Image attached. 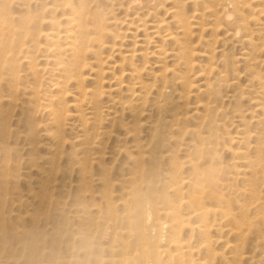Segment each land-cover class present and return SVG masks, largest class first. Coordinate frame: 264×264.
I'll return each mask as SVG.
<instances>
[{
  "label": "rangeland",
  "instance_id": "obj_1",
  "mask_svg": "<svg viewBox=\"0 0 264 264\" xmlns=\"http://www.w3.org/2000/svg\"><path fill=\"white\" fill-rule=\"evenodd\" d=\"M61 1L0 0V39L7 37L10 60L0 68V264H264V14H258L264 0H70L86 14L88 31L81 36L85 50L80 56L85 66L79 82L54 89L59 80L50 51L77 37L65 20L70 10ZM35 20L38 26L32 31ZM178 20L188 21L190 35L178 29ZM96 21L104 40L94 35L100 29ZM69 30L73 38L63 41ZM48 31L59 38H45ZM175 39L183 44L176 45ZM180 47L189 54L187 69L175 51ZM62 56L71 64V54ZM126 56L140 69L144 88L126 75L128 67L121 62ZM96 67L104 73L102 89L118 88L98 100L99 116L119 112L112 104L119 98L134 107L140 94L144 102L135 118L122 117L124 124L140 121L136 142L124 136L118 123L101 119L96 133L109 132V137H99L90 153L82 155L74 144L80 129L75 115L85 116L88 105L80 100L78 84L94 87L90 78ZM56 113L68 126L60 138L74 145H55L51 120ZM99 151L103 154L97 165L91 158ZM246 165L249 175L242 177ZM198 198L208 212L205 220L190 203ZM82 207L90 213V231ZM137 214L147 222L143 241L136 237ZM154 219L169 228L151 232ZM81 237L89 239L87 250L81 248Z\"/></svg>",
  "mask_w": 264,
  "mask_h": 264
},
{
  "label": "bare ground",
  "instance_id": "obj_2",
  "mask_svg": "<svg viewBox=\"0 0 264 264\" xmlns=\"http://www.w3.org/2000/svg\"><path fill=\"white\" fill-rule=\"evenodd\" d=\"M27 1V0H26ZM44 1V0H43ZM63 2H64V5H62V6H68V9L70 10V14H68V15H66V18H65V20H66V22H67V24L68 25H70L71 27L73 26V30H75L76 32H77V37H75V38H73L72 37V35H71V33H70V31L71 30H69V31H66L65 32V34L62 36V38H63V41L64 40H69V38H73L74 40L72 41V43H70V45L69 46H67V47H65V48H63V49H61V47L60 46H58L57 44H54L53 45V42H52V45H53V48L51 49V53H52V63L54 64V66L56 67V69H57V75H58V80L59 81H57L56 83H55V85H53L54 86V89H61L62 88V86L63 85H65V84H67V83H70V82H72V83H77V82H79L80 81V79L83 77V75H82V71H83V67L85 66V64L82 62V61H80V56L83 54V51L85 50V48L83 47L82 48V43H83V41L81 40V36L82 35H86L87 34V31H88V29H87V25H86V21H85V11L84 10H82V9H76V8H74L73 7V5H72V3H71V1L70 0H62ZM61 1V2H62ZM78 1V0H77ZM81 1V0H80ZM91 1V0H90ZM145 1V0H144ZM153 1H155V0H153ZM208 1V0H207ZM211 1V0H210ZM215 1V0H214ZM125 2V1H124ZM132 2V1H131ZM142 2H143V0H142ZM178 2V1H177ZM204 2V1H203ZM232 2V1H231ZM234 2H235V0H234ZM1 3V2H0ZM132 3H134V2H132ZM131 3V4H132ZM141 3V2H140ZM191 3V2H190ZM222 3V2H221ZM244 3V2H243ZM257 3V2H256ZM255 3V4H256ZM264 3V2H263ZM88 4V3H87ZM125 4V3H124ZM137 4H139V3H137ZM136 4V5H137ZM153 4V3H152ZM198 4V3H197ZM201 4H202V1H201ZM208 4V3H207ZM84 5H85V3H84ZM121 5V4H120ZM134 5V4H133ZM132 5V6H133ZM211 5V4H210ZM220 5V4H219ZM251 5L252 4H249V7L251 8ZM263 5V4H262ZM50 6V5H49ZM123 6V5H122ZM194 6V5H193ZM205 6V5H204ZM228 6V5H227ZM242 6V5H241ZM240 6V7H241ZM258 6H260V5H258ZM94 7V6H93ZM92 7V8H93ZM130 7V6H129ZM221 7V6H220ZM223 7V6H222ZM238 7H239V4H238ZM252 7H253V5H252ZM42 8V7H41ZM91 8V9H92ZM198 8V7H197ZM237 8V7H236ZM262 8V7H261ZM263 8H264V5H263ZM262 8V9H263ZM67 9V10H68ZM127 9V8H126ZM146 9V8H145ZM178 9V8H177ZM200 9V8H199ZM52 9H50V11H51ZM61 10H63V9H61ZM65 10V9H64ZM128 10V9H127ZM170 10V9H169ZM207 10V9H206ZM260 9H258V11H259ZM9 11V10H8ZM49 11V10H48ZM54 11V10H53ZM87 11V10H86ZM175 11H176V9H175ZM175 11H173V12H175ZM177 11H179V10H177ZM201 11V10H200ZM238 11V10H237ZM245 11H246V9H245ZM47 12V11H46ZM62 12V11H61ZM147 12V11H146ZM153 12V11H152ZM1 13V12H0ZM56 13H58V12H56ZM55 13V15H57ZM179 13V12H178ZM217 13V12H216ZM258 13V12H257ZM37 14V13H36ZM35 14V15H36ZM44 14V13H43ZM50 14H53L52 12H50ZM60 14V13H59ZM88 14H89V12H88ZM90 14H91V10H90ZM89 14V15H90ZM93 14V13H92ZM91 14V16H92V18H94L93 16L94 15H92ZM147 14V13H146ZM170 14L172 15L173 13H171L170 12ZM175 14V13H174ZM183 14H185L184 12H183ZM182 14V15H183ZM196 14H198V13H196ZM195 14V15H196ZM200 14L201 13H199L198 14V17L200 16ZM227 14V13H226ZM240 14H243L244 16H246L247 17V14H244V13H240ZM249 14V13H248ZM258 14H264V10H260L259 11V13ZM34 15V14H33ZM62 15H64L63 13H62ZM151 15V14H150ZM193 15V14H192ZM208 15H210V14H208ZM228 15V14H227ZM255 15H256V13H255ZM10 16V15H9ZM38 16V15H37ZM37 16H35V17H37ZM44 16V15H43ZM58 16V15H57ZM90 16V17H91ZM173 16V15H172ZM171 16V17H172ZM175 16H177V15H175ZM174 16V17H175ZM179 16V15H178ZM184 16V15H183ZM182 16V17H183ZM211 16H214V12L212 13V15ZM225 16V15H224ZM230 16V15H229ZM242 16V15H241ZM243 16V17H244ZM2 17H3V15H2ZM1 17V18H2ZM12 17V16H11ZM48 17H49V15H48ZM191 17V16H190ZM218 17V16H217ZM250 17V16H249ZM9 18V17H8ZM18 18V17H17ZM20 18V17H19ZM27 18V17H26ZM143 18V17H142ZM173 18V17H172ZM185 18H188V17H185ZM185 18H183V19H185ZM210 18V17H209ZM208 18V19H209ZM212 19H213V17H211ZM215 18H216V16H215ZM240 18V17H239ZM260 18H262V17H260ZM10 19V18H9ZM25 19V18H24ZM45 19V18H44ZM174 19V18H173ZM172 19V20H173ZM207 19V18H206ZM243 19V18H242ZM13 20H16V18L15 19H13ZM37 20H38V18H37ZM37 20H35L36 21V23L34 24V26L33 27H35L32 31H34L37 27H36V24H37V26H38V22H37ZM50 19H48L47 20V18L45 19V21L44 22H46V21H48V22H50L49 21ZM7 22H8V20H6ZM5 21V22H6ZM23 21V20H22ZM25 21V20H24ZM39 21V20H38ZM43 21V20H42ZM56 21V20H55ZM135 21H136V19H135ZM244 21V20H243ZM258 21V20H257ZM13 22H15V21H13ZM33 22V21H32ZM40 22V21H39ZM51 22L53 23L54 22V20H51ZM96 22H98V21H96ZM147 22V21H146ZM161 22V21H160ZM173 22V21H172ZM177 23H176V25H177V27H178V29H180L182 32H183V34H184V36L185 35H190V33H189V24L186 22V21H184V20H178V21H176ZM228 22V21H227ZM28 23H29V21H26V25H28ZM34 23V22H33ZM56 23V22H55ZM88 23V22H87ZM95 23V22H94ZM148 23V22H147ZM164 23V22H163ZM239 23V22H238ZM237 23V24H238ZM241 23H242V21H241ZM9 24V23H8ZM12 24V23H11ZM32 24V23H31ZM40 24V23H39ZM44 24V23H43ZM50 24V23H49ZM98 24H99V22H98ZM135 24H136V22H135ZM154 24V23H153ZM157 24V23H156ZM16 25V24H15ZM20 26H21V24H19ZM25 25V26H26ZM64 25V24H63ZM63 25H62V27H63ZM95 27L97 26V24H93ZM103 25V24H102ZM131 25V24H130ZM142 25V24H141ZM175 25V24H174ZM244 25V24H243ZM40 26V25H39ZM94 26H92V27H94ZM213 26L215 27V28H217L218 27V25H215V23L213 24ZM245 26H246V24H245ZM244 26V27H245ZM48 27V26H47ZM67 27V26H66ZM94 27V28H95ZM98 27H100V29L98 28L97 30H96V34H94V35H96V36H99V37H101L102 36V28H101V25L99 24V26ZM164 27V26H163ZM209 27H211V26H209ZM224 27V26H223ZM229 27V26H228ZM235 27V26H234ZM234 27H233V29H234ZM257 27H258V25H257ZM262 27V26H261ZM14 28V27H13ZM26 28V27H25ZM30 28V27H29ZM28 28V29H29ZM64 28V27H63ZM137 28H138V26H137ZM141 28V27H140ZM142 28H143V26H142ZM145 28V27H144ZM149 28V27H148ZM207 28V27H206ZM46 29V28H45ZM54 29V28H53ZM72 29V28H71ZM151 29V28H150ZM164 29V28H163ZM162 29V30H163ZM223 29V28H222ZM225 29V28H224ZM230 29V28H229ZM236 29H237V27H236ZM4 30H5V27H4ZM17 30H18V28H17ZM49 30V29H48ZM67 30V29H66ZM107 30V29H106ZM154 30V29H153ZM161 30V31H162ZM214 30V29H213ZM231 30H232V28H231ZM235 30V29H234ZM262 30V29H261ZM2 31V30H1ZM0 31V32H1ZM29 31V30H28ZM30 31H31V28H30ZM49 31H51V30H49ZM48 31V32H49ZM54 32H56V29L55 30H53ZM52 31V32H53ZM145 31V30H144ZM143 31V32H144ZM147 31V30H146ZM151 31V30H150ZM181 31H179V32H181ZM220 31V30H219ZM244 31V30H243ZM245 31H247V30H245ZM257 31H259V30H257ZM93 32H95V31H93ZM167 33H168V31H166ZM178 32V33H179ZM226 32V31H225ZM248 32V31H247ZM261 32V31H260ZM4 33L5 34H7L5 31H4ZM4 33H3V35H4ZM11 33H13V32H10V34ZM31 33V32H30ZM40 33V32H39ZM41 33H42V31H41ZM162 33V32H161ZM164 33V32H163ZM257 33V32H256ZM10 34H9V36H10ZM16 34H17V32H16ZM21 34V33H20ZM38 34V33H37ZM151 34V33H150ZM182 33L181 34H179V35H183ZM229 34V33H228ZM233 34V33H232ZM236 34V33H235ZM249 34V33H248ZM247 34V35H248ZM263 34V31H262V33H261V35ZM159 35H161L160 33H159ZM159 35H158V37H159ZM165 35H167V34H165ZM201 35V34H200ZM223 35V34H222ZM258 35H260V34H258ZM260 35V36H261ZM5 36V35H4ZM8 36V35H7ZM30 36H31V34H30ZM29 36V37H30ZM37 36V35H36ZM71 36V37H70ZM76 36V35H75ZM148 36V35H147ZM156 36H157V34H156ZM174 36V35H173ZM216 36V35H215ZM231 36V35H230ZM12 37H14V36H12ZM21 37H22V35H21ZM34 37V36H33ZM44 37L45 38H49V40L50 39H55V38H59V33H50L49 32V34H45L44 35ZM87 36H85L84 38H86ZM149 37V36H148ZM165 37H168V39H172L173 40V37L171 36V34H170V36H165ZM218 37V36H217ZM242 37V36H241ZM250 37V36H249ZM5 37H3V39H4ZM8 38H10V37H8ZM15 39H17L16 37H14ZM98 38V37H97ZM96 38V39H97ZM122 38V37H121ZM151 38V37H150ZM162 38H164V37H162ZM188 38V37H187ZM211 38V37H210ZM213 38V37H212ZM229 38V37H228ZM245 38H247V37H245ZM260 38V37H259ZM259 38H257L258 40H260ZM26 39H27V36H26ZM31 39V38H30ZM104 39H105V36H104ZM103 39V36H102V40H104ZM242 39V38H241ZM248 39V38H247ZM33 40V39H32ZM37 40V39H36ZM151 40V39H150ZM216 40V39H215ZM228 40H230V39H228ZM250 40V39H249ZM257 40V41H258ZM19 41V40H18ZM17 41V42H18ZM26 41H28V40H26ZM60 41V40H59ZM70 41V40H69ZM211 41V40H210ZM223 41V40H222ZM250 41H252V40H250ZM19 42H21V40L19 41ZM29 42V41H28ZM227 42V41H226ZM243 42V41H242ZM49 43V42H48ZM116 43V42H115ZM175 43H176V45H178V46H180L181 44H183V41H180V40H176L175 39ZM249 43V42H248ZM15 45H16V43H14ZM69 44V43H68ZM67 44V45H68ZM245 44V43H244ZM250 44V43H249ZM37 45V44H36ZM66 45V44H65ZM114 45V44H113ZM142 45V44H141ZM49 46H51V44L49 45ZM118 46V45H117ZM160 46V45H159ZM245 46V45H244ZM258 46V45H257ZM36 47V46H35ZM157 47H158V45H157ZM156 47V48H157ZM212 47V46H211ZM248 47V46H247ZM260 47V46H259ZM7 48H8V42H7V37H6V39H4V40H1L0 39V68L2 69V67L5 65V64H9L10 63V60H9V57L6 55V50H7ZM15 48V47H14ZM20 48V47H19ZM50 48V47H49ZM159 48V47H158ZM109 49V48H108ZM246 49V48H245ZM244 49V50H245ZM12 51V50H11ZM46 51V50H45ZM114 51V50H113ZM161 51V50H160ZM175 51H177V55H179L180 56V59H179V61H180V64L185 68V69H187L188 68V66H189V64H190V58H189V54H188V52L185 50V48H178V50L176 49ZM128 52V51H127ZM171 52V51H170ZM172 52H174V51H172ZM246 52V51H245ZM244 52V53H245ZM46 53V52H45ZM66 53H68V54H71V56H72V58H73V60H71L72 62H71V64L70 63H64L63 62V60L61 59V56L63 55H65ZM117 53H118V51H117ZM130 53V52H129ZM144 53V52H143ZM154 53V52H153ZM164 53H166L165 51H164ZM175 53V52H174ZM120 54V53H119ZM127 54V53H126ZM160 54H162V53H160ZM62 56V57H63ZM25 57V56H24ZM23 57V58H24ZM51 57V56H50ZM49 57V58H50ZM19 58V57H18ZM159 58H161V57H159ZM242 58H243V56H242ZM245 58V57H244ZM163 58H161V60H162ZM21 60V59H20ZM161 60H160V62H161ZM17 61V60H16ZM262 61V60H261ZM100 64H103L104 62L103 61H98ZM121 62L122 63H125L124 65H127V67H128V69H126L127 71H128V73L126 74L127 76H129V78L131 79V80H134V81H136V83L138 84L137 86L139 87V88H141V87H143L144 88V83H141L140 82V75H139V73H140V69H138L134 64H133V61L128 57V56H126V57H124V58H122L121 59ZM31 63V62H30ZM259 63V62H258ZM121 64V63H120ZM164 64V63H163ZM117 65V64H116ZM119 65V64H118ZM159 65V64H158ZM177 65H179V64H177ZM6 67V66H5ZM12 67V66H11ZM119 68V67H118ZM140 68V67H139ZM169 68V67H168ZM171 68V67H170ZM16 70V69H15ZM164 70H165V68H164ZM172 70V69H171ZM14 71V70H13ZM160 71V70H159ZM12 72V71H11ZM162 72H163V70H162ZM161 72V73H162ZM142 73V72H141ZM222 72H220V74H221ZM12 74V73H11ZM47 74V73H46ZM104 73H103V70H101L99 67H96V69H94L93 70V75H92V78H90V80H92L93 81V83H94V87H92V88H88V89H84V88H82L79 84H78V90L80 91V94H79V97H80V100H81V102H83V103H85L86 105H88V113H86L85 114V116H80V114H76L75 115V118H76V120L77 121H79L80 122V125H79V127H80V129H78L79 130V134L78 135H76L75 136V140H74V144H77V146H78V151H79V154H82V155H85V154H87V153H90V151L95 147V143L97 142V140H98V138L99 137H102V136H106V137H109V132H100V133H96V131L98 130V129H100L99 127H97L99 124H100V122H101V119H103L104 121H111L110 123H118V126H119V128L123 131V133H124V136L125 137H127V138H133L134 139V141L136 142L137 141V139H136V131L138 130L137 128H138V126H139V122L138 121H132V123H131V125H129V124H124L123 122V120H122V117H123V115L124 114H129L130 116H132L133 118H135L137 115H138V112H137V109L138 108H140L142 105H143V102H144V97L143 96H141L140 94H136L135 95V97L137 98V103L134 105V107H132L131 105H129L128 104V102H122L121 101V98H119V99H117V100H115V101H113V103L112 104H114L113 106H118V108H119V112H118V109H117V111H114L113 113H109L107 116H105V117H101V116H99L98 115V108L96 107L97 106V104H99L98 102H100V101H98L103 95H109L110 93H112V92H117L118 91V88H115V89H109L108 88V90H105L104 88L102 89V87H101V82H102V75H103ZM159 74V73H158ZM219 74V75H220ZM9 75V74H8ZM56 75V76H57ZM123 75V74H122ZM12 76V75H11ZM157 77H159L160 79H162L163 77H162V75H155V76H153V78H157ZM103 78H104V76H103ZM159 79V83H160V81L161 82H163V80H160ZM105 80V79H104ZM180 80V79H179ZM179 80L177 81V82H179ZM179 84H181V83H179ZM93 85V84H92ZM116 87V86H115ZM188 87V86H187ZM114 88V87H113ZM165 89V88H164ZM185 91H186V88H185ZM204 90H202V92H203ZM191 93V91H187L186 92V95L187 94H190ZM119 94V93H118ZM57 96V95H56ZM3 97V96H2ZM78 97V96H77ZM12 98V97H11ZM54 98V97H53ZM116 98V97H115ZM56 99V98H55ZM59 99V98H58ZM111 99V98H110ZM77 100V99H76ZM136 100V99H135ZM57 101V100H56ZM138 103H139V105H138ZM78 104H79V100H78ZM196 104V103H195ZM79 106V105H78ZM99 106V105H98ZM137 106H138V108H137ZM47 108H48V106H47ZM114 108V107H113ZM201 108V107H200ZM54 109V108H53ZM202 109H205V110H208V107L207 106H205L204 108L202 107ZM45 110V109H44ZM52 111V110H51ZM87 111V110H86ZM48 112V111H47ZM261 112V111H260ZM100 113V112H99ZM196 113H198V112H196ZM263 113H264V111H263ZM48 114V113H47ZM68 114V113H67ZM49 115V114H48ZM47 115V116H48ZM70 115V114H69ZM73 115V114H72ZM71 115V116H72ZM197 115V114H196ZM70 116V117H71ZM129 116V117H130ZM111 117V118H110ZM124 117H125V115H124ZM132 117H130V119L132 118ZM183 117H184V115H183ZM132 118V119H133ZM185 118V117H184ZM54 119V120H53ZM51 121H54V122H52V123H55V133H54V135L56 134V136L54 137V142L56 143L55 145H64L66 142H68V141H65V139L64 138H60V132H62L63 131V128H64V126H65V124H63L62 123V121H61V116H60V114H58V113H56L55 114V117L53 118ZM74 119V118H73ZM123 119H125V118H123ZM199 119V118H198ZM121 120H122V122H121ZM48 121H50V120H48ZM51 123V124H52ZM72 124V123H71ZM115 125L116 124H114V125H112L113 127H115ZM1 126V125H0ZM52 126H54V124L53 125H51V127ZM48 127V126H47ZM65 127H68L67 125L65 126ZM73 127V126H72ZM91 127V128H90ZM3 129V128H2ZM1 129V130H2ZM52 129H54V128H52ZM87 129V130H86ZM4 130V129H3ZM102 130V129H101ZM49 131V130H48ZM51 131L52 130H50V133H51ZM103 131V130H102ZM189 131V130H188ZM240 131V130H239ZM191 132V131H190ZM59 134V137L57 136ZM95 134V135H94ZM52 138H53V135H52ZM105 138V137H104ZM111 138V137H110ZM122 138H123V135H122ZM51 141L53 140V139H50ZM73 140V139H72ZM111 140H112V138H111ZM117 140V139H116ZM140 140V139H139ZM107 141V140H106ZM131 141H133L132 139H131ZM144 141V140H143ZM54 142H53V144H54ZM119 142H121V141H119ZM69 143V142H68ZM70 144H72V145H74L73 143H69V145ZM37 145V144H36ZM71 145V146H72ZM133 145V144H132ZM42 146V145H41ZM49 146V145H48ZM145 146V145H144ZM45 147V146H44ZM51 147V146H50ZM64 147H65V145H64ZM58 148V147H57ZM134 148L135 149H137L138 148V145H137V143L135 144V146H134ZM51 149V148H50ZM132 149H133V147H132ZM3 150V149H2ZM48 150V149H47ZM121 150V152H122V148H120L118 151H120ZM124 151V150H123ZM53 152V151H52ZM66 152H68V150L66 151ZM50 153H51V151H50ZM135 153V152H134ZM66 154V153H65ZM102 152L101 151H99L97 154L96 153H93V157L91 158V161L92 162H94L95 164H97V163H100V157L102 156ZM132 154V153H131ZM130 154V155H131ZM240 154V153H239ZM56 155V154H55ZM64 155V154H63ZM67 155H68V153H67ZM130 155H128L127 157H128V159H130L131 158V156ZM133 155V154H132ZM242 155V154H241ZM47 156H48V154H47ZM53 156V155H52ZM66 156V155H65ZM240 156V155H239ZM58 157V156H57ZM137 157V156H136ZM241 157V156H240ZM83 158L85 159V157L83 156ZM236 158H238V156L236 157ZM135 159V158H134ZM134 159H132L134 162H135V160ZM137 159V158H136ZM242 159V158H241ZM247 159V158H246ZM246 159H244L245 161H243V162H246ZM63 160H64V158H63ZM250 160V159H249ZM47 161V160H46ZM45 161V162H46ZM247 161H248V159H247ZM53 162V161H52ZM130 162V161H129ZM143 162V161H142ZM141 162V163H142ZM238 162V161H237ZM49 163V162H48ZM80 162L78 161L77 162V164L79 165L78 166V168L77 169H79V171H80V173L82 174L83 172H82V170H81V163L79 164ZM86 163H87V161H86ZM131 164H132V162H131ZM243 164V163H242ZM248 164V163H247ZM250 164V163H249ZM45 165V164H44ZM47 165V164H46ZM98 165V164H97ZM96 165V166H97ZM101 165V164H100ZM43 166V165H42ZM74 166V165H73ZM95 166V165H94ZM172 166V165H171ZM36 167V166H35ZM83 167H84V165H83ZM138 167H139V165H138ZM137 167V168H138ZM230 167V166H229ZM228 167V168H229ZM48 167H46V169H47ZM100 168V167H99ZM49 169V168H48ZM54 169H55V167H54ZM173 169V168H172ZM231 169H232V166H231ZM248 169H250V167H249V165H246V169L244 170V171H242V169H241V173L239 174V175H242V177H246V175L248 174ZM32 170H34L33 168H32ZM38 170V169H37ZM103 171H104V169H103ZM173 171V170H172ZM252 171V170H251ZM250 172V171H249ZM35 173V172H34ZM79 173V172H78ZM129 173H130V171H129ZM133 173V172H132ZM44 174V173H43ZM39 175V174H38ZM84 175V174H83ZM249 175V174H248ZM247 175V176H248ZM252 175V174H251ZM47 176V175H46ZM236 176V175H235ZM27 177V176H26ZM139 177V176H138ZM28 178H29V176H28ZM129 178V177H128ZM248 178V177H247ZM80 179V178H79ZM100 179V178H99ZM101 179H102V177H101ZM133 179V178H132ZM243 179V178H242ZM43 180V178H41V181ZM250 180V179H249ZM252 180V179H251ZM11 182H12V180H10ZM10 181H9V183H10ZM14 181V180H13ZM103 181V180H102ZM173 181V180H172ZM1 182V181H0ZM79 182V181H78ZM101 182V181H100ZM8 183V182H7ZM246 183H248V181L246 182ZM117 184V183H116ZM127 184V183H126ZM252 184V183H251ZM0 185H1V183H0ZM9 185V184H8ZM11 185V184H10ZM9 185V186H10ZM140 185V184H139ZM174 185V184H173ZM248 185V184H247ZM11 187V186H10ZM10 187H8L9 189H10ZM79 187V186H78ZM246 187H248V186H246ZM12 188V187H11ZM17 188V187H16ZM196 188V187H195ZM249 188H250V184H249ZM121 189V188H120ZM127 189V188H126ZM198 189V188H197ZM248 189V188H247ZM14 190V189H13ZM124 190V189H123ZM140 190V189H139ZM172 190V189H171ZM248 190H250V189H248ZM9 191V190H8ZM10 191H11V189H10ZM15 191H16V189H15ZM14 191V192H15ZM79 191V190H78ZM174 192H176L177 190L174 188V190H173ZM197 191V190H196ZM245 191V190H244ZM251 191H253V190H251ZM12 192V191H11ZM132 192V191H131ZM193 192H195V191H193ZM193 192H190V194L191 193H193ZM9 193V192H8ZM203 193V192H202ZM25 194V193H24ZM38 194V193H37ZM80 194H82V193H80ZM105 194V193H104ZM104 194H103V196H104ZM204 194H205V192H204ZM9 195V194H8ZM13 195V194H12ZM78 195V194H77ZM126 195H128V194H126ZM174 195V194H173ZM194 195V194H193ZM201 195V194H200ZM203 195V194H202ZM16 196H18V195H16ZM34 196V195H33ZM195 196V195H194ZM201 197V196H200ZM204 197V196H203ZM125 198V197H124ZM193 198V197H192ZM195 198H196V196H195ZM205 198V197H204ZM191 199V198H190ZM203 199V198H202ZM9 200V199H8ZM21 200V198H19V201ZM204 200V199H203ZM102 201H103V198H102ZM200 200H199V198L198 199H196L194 202H190L192 205H194L195 204V206L197 207V211L198 210H201V214H200V216L199 217H201L200 218V220H205L206 219V216H207V214H208V212H205V211H203V208L201 207V205H200V202H199ZM17 202V201H16ZM15 202V203H16ZM35 202V201H34ZM86 202V201H85ZM170 202V201H169ZM220 202L222 203V201L220 200ZM11 203V202H10ZM23 203H24V201H23ZM83 203V202H82ZM105 203V202H104ZM128 203V202H127ZM190 203H185L186 205H189ZM182 204V203H181ZM33 205H35V204H33ZM221 205V204H220ZM219 205V206H220ZM32 206V205H31ZM108 207V206H107ZM189 207V206H188ZM194 207V206H193ZM135 208H136V205H135ZM108 209V208H107ZM79 210H81V212L83 213V219H84V221L86 220V217L88 216V215H90V213L87 211V208H84V207H82V208H80ZM132 210V209H131ZM136 210H138V208H136ZM159 210V209H158ZM158 210H155V213L156 214H158ZM170 210V209H169ZM171 210H172V208H171ZM133 211V210H132ZM174 212V211H173ZM213 213H214V211H213ZM138 215V218H137V224H138V229H137V233H136V237H137V239L139 240V241H143L144 240V237H145V233L143 232V224L144 223H147L146 222V219H148L149 220V217H150V213H148L147 215V218L146 219H144V218H141L140 216L141 215H139V214H137ZM167 215V214H166ZM168 216V215H167ZM15 217V216H14ZM29 217H31L30 215H29ZM105 217V216H104ZM137 217V216H136ZM171 218V217H170ZM4 219H5V217H4ZM7 219V218H6ZM16 219V218H15ZM14 219V220H15ZM147 220V221H148ZM8 222V221H7ZM158 222V220H156V219H154L153 221H152V224L150 225V227H151V229H150V231L151 232H156V234H158L159 233V231L161 230V229H164V228H169L168 227V225H164V224H158L157 223ZM263 222H264V220H263ZM9 223H11V222H9ZM238 223V222H237ZM240 223H241V221H240ZM235 224V223H234ZM86 226H87V228H88V230L90 231V229L94 226L93 224H92V219H87L86 220V224H85ZM238 226V225H237ZM16 227H17V225H16ZM96 227V226H95ZM235 227V226H234ZM7 228V227H6ZM86 228V229H87ZM94 228V227H93ZM97 228V227H96ZM171 228V230H175V228H176V226H175V224H173L172 223V226L170 227ZM243 228V227H242ZM15 229V228H14ZM94 230V229H93ZM242 231L241 232H243V229H241ZM3 232V231H2ZM6 232H7V229H6ZM5 232V233H6ZM136 232V231H135ZM239 232V231H238ZM8 233V232H7ZM15 232H13V234H14ZM22 233V232H21ZM16 234V233H15ZM14 234V235H15ZM234 234V233H233ZM236 234H238L237 232H236ZM17 235V234H16ZM235 235V234H234ZM239 235V234H238ZM9 236H11V235H9ZM13 236V235H12ZM11 236V237H12ZM18 236H19V234H18ZM90 236V235H89ZM88 236V237H89ZM11 237H10V239H11ZM167 237L168 236H165V242H167L168 240H167ZM6 238H7V240L8 241H10L9 239H8V237L6 236ZM13 238V237H12ZM14 238H15V236H14ZM159 238V237H158ZM20 239V238H19ZM18 239V240H19ZM161 239V238H160ZM17 240V241H18ZM30 240H32V239H30ZM79 240V239H78ZM88 240L89 239H87V238H84V237H81L80 238V242L83 244V246H81V248H88L89 246H90V243L88 242ZM13 241H14V239H13ZM20 242V241H19ZM163 242V241H162ZM12 243V242H11ZM22 243H23V241H22ZM21 244V243H20ZM29 244V243H28ZM80 245V244H79ZM92 246V245H91ZM24 247V246H23ZM23 247H19V248H22V249H24ZM26 247V246H25ZM93 247V246H92ZM98 247V246H97ZM8 248V247H7ZM27 248V247H26ZM80 248V249H81ZM9 249V248H8ZM29 249V248H28ZM28 249H26V252H27V250ZM155 248H153V250H154ZM7 250V249H6ZM13 250V249H12ZM12 250H11V252H9V253H12V256H13V252H12ZM18 250V249H17ZM20 250V249H19ZM84 250V249H83ZM87 250V249H86ZM15 251V250H14ZM8 252H6V253H8ZM18 252V251H17ZM28 253V252H27ZM154 253V252H153ZM148 254V253H147ZM9 255V254H8ZM15 255V254H14ZM18 255H19V253H18ZM11 256V257H12ZM17 256V255H16ZM9 258H10V256H8ZM154 257V256H153ZM7 258V257H6ZM9 260V259H8ZM8 260H7V262H8ZM10 262H12V261H10ZM30 262V261H29ZM13 264H16L15 262L13 263Z\"/></svg>",
  "mask_w": 264,
  "mask_h": 264
}]
</instances>
